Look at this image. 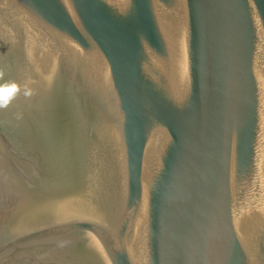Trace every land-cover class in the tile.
Listing matches in <instances>:
<instances>
[{"label": "water", "instance_id": "water-1", "mask_svg": "<svg viewBox=\"0 0 264 264\" xmlns=\"http://www.w3.org/2000/svg\"><path fill=\"white\" fill-rule=\"evenodd\" d=\"M0 70V264H264V0H0Z\"/></svg>", "mask_w": 264, "mask_h": 264}, {"label": "clouds", "instance_id": "clouds-1", "mask_svg": "<svg viewBox=\"0 0 264 264\" xmlns=\"http://www.w3.org/2000/svg\"><path fill=\"white\" fill-rule=\"evenodd\" d=\"M4 71L0 70V111L7 110L21 97L31 100L37 91L28 83H20L15 80H4ZM17 119H22V113L16 114ZM70 241H60L58 246L66 247Z\"/></svg>", "mask_w": 264, "mask_h": 264}]
</instances>
